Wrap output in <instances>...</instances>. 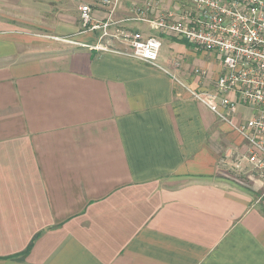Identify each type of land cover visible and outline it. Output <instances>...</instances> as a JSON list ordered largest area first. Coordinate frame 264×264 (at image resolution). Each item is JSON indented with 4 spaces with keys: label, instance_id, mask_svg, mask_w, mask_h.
Masks as SVG:
<instances>
[{
    "label": "crops",
    "instance_id": "obj_1",
    "mask_svg": "<svg viewBox=\"0 0 264 264\" xmlns=\"http://www.w3.org/2000/svg\"><path fill=\"white\" fill-rule=\"evenodd\" d=\"M82 2L159 38L156 64L84 29ZM176 3L0 0V264H264V180L189 90L219 56L149 21Z\"/></svg>",
    "mask_w": 264,
    "mask_h": 264
},
{
    "label": "built area",
    "instance_id": "obj_2",
    "mask_svg": "<svg viewBox=\"0 0 264 264\" xmlns=\"http://www.w3.org/2000/svg\"><path fill=\"white\" fill-rule=\"evenodd\" d=\"M98 1L105 6L118 2ZM79 12L84 29H101V39L120 37L130 46L121 53L156 64L162 48L159 38L141 32L110 34V23L95 20L90 2L80 3ZM149 21L219 56L221 71L215 86L189 88L190 93L246 142V153L231 155L236 165L246 161L264 180V0H177L162 17ZM194 73L199 80L208 74L204 68H195Z\"/></svg>",
    "mask_w": 264,
    "mask_h": 264
},
{
    "label": "rangeland",
    "instance_id": "obj_3",
    "mask_svg": "<svg viewBox=\"0 0 264 264\" xmlns=\"http://www.w3.org/2000/svg\"><path fill=\"white\" fill-rule=\"evenodd\" d=\"M164 50H165V46L161 48V52H163ZM195 59L199 60L200 64H202L203 62H208V65L214 66V69H215V66L218 64V61L215 60V58H213L212 60H209L206 54L200 53V52L196 54Z\"/></svg>",
    "mask_w": 264,
    "mask_h": 264
},
{
    "label": "trees",
    "instance_id": "obj_4",
    "mask_svg": "<svg viewBox=\"0 0 264 264\" xmlns=\"http://www.w3.org/2000/svg\"><path fill=\"white\" fill-rule=\"evenodd\" d=\"M34 240L31 242V244L27 247V249L19 254L13 255V256H9L13 259H22L24 258L31 250L32 246H33Z\"/></svg>",
    "mask_w": 264,
    "mask_h": 264
}]
</instances>
